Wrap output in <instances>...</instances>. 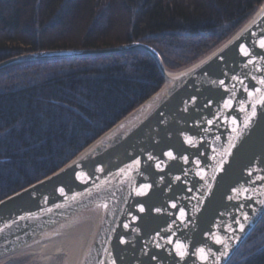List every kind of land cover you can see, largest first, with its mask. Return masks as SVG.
<instances>
[{
    "label": "water",
    "instance_id": "1",
    "mask_svg": "<svg viewBox=\"0 0 264 264\" xmlns=\"http://www.w3.org/2000/svg\"><path fill=\"white\" fill-rule=\"evenodd\" d=\"M261 39L264 0L230 36L177 70L167 69L158 52L141 42L0 61L2 69L139 49L163 79L64 165L0 200V262L85 225L76 264H226L264 214V180L256 179L264 176V105L257 104L252 123L242 127L251 116L249 101L264 94L258 83L264 79ZM241 45L249 56L241 54ZM245 87L262 91L249 97ZM230 98L232 106L225 108ZM177 241L184 245L183 258ZM201 248L207 261L200 259Z\"/></svg>",
    "mask_w": 264,
    "mask_h": 264
},
{
    "label": "trees",
    "instance_id": "2",
    "mask_svg": "<svg viewBox=\"0 0 264 264\" xmlns=\"http://www.w3.org/2000/svg\"><path fill=\"white\" fill-rule=\"evenodd\" d=\"M262 1L0 0V61L141 42L177 70L230 36ZM162 83L139 49L0 69V200L64 165ZM226 264H264V214Z\"/></svg>",
    "mask_w": 264,
    "mask_h": 264
},
{
    "label": "snow or ice",
    "instance_id": "3",
    "mask_svg": "<svg viewBox=\"0 0 264 264\" xmlns=\"http://www.w3.org/2000/svg\"><path fill=\"white\" fill-rule=\"evenodd\" d=\"M259 46H260L261 48H264V39H261V40H260V42H259ZM241 54H242L243 56H245V57L249 56V52L245 49V47H244L243 45H241ZM248 63H249V64H252V63H253V60L249 59V60H248ZM257 71H262V69H260V68L258 67V68H257ZM233 79H235V77H233ZM253 79H255V77H253ZM240 83L243 84V81H240ZM258 83H259L261 86H264V79L259 80ZM220 84L223 85V84H224V81H220ZM244 91L247 92V95H248L249 97H254L255 94H259V93H261L262 89L258 87V88H255L254 91H249L248 88L245 87V88H244ZM233 95H234V94H233ZM257 104H259V105H264V94H261V95H260V99H259V100H256L255 103H253L252 101H249V107L251 108V116H249V117L243 122V124H242V127H243V128H247V127H249L250 124L252 123V120H253V118L255 117V114H256V105H257ZM231 106H232V104H231V98H230L228 101L225 102L224 107H225V108H229V107H231ZM240 110H241V111H246V109H245L243 106H241ZM208 123H209V124H212L213 121H212V120H209ZM233 123H236L235 119H233ZM189 142H190V141H189ZM167 155H168L170 158H174V157H172V153H170V152L167 153ZM185 160H187V158H185ZM136 163L138 164L139 162L137 161ZM197 163H199V162L197 161ZM253 171H254V170H250V171H249L248 175H249L250 177L253 175ZM256 179H258V180H264V176H257ZM252 182L254 183L255 181H252ZM234 191H235V190H234ZM244 191H247V189H244ZM172 207H176V205L173 204ZM141 211H143V208H141ZM244 218H245V219H248V217H247L246 214H245V217H244ZM125 227H127V225H125ZM243 227H244V226L241 224V225H240V229L243 230ZM206 235H208V234H206ZM121 242L123 243V241H121ZM168 242H169V243H172L171 240H169ZM215 243H217V244H223V241L217 238V239H215ZM176 248H177V251H178V255H180L181 258H183L184 255H185V251H180L181 248H184V245L182 244V242L177 241V242H176ZM198 251L201 253L200 259H202V260H204V261H207V259H208V255H207V253L205 252V249L201 248V249H199ZM207 251H208V252H211V249H208Z\"/></svg>",
    "mask_w": 264,
    "mask_h": 264
},
{
    "label": "bare ground",
    "instance_id": "4",
    "mask_svg": "<svg viewBox=\"0 0 264 264\" xmlns=\"http://www.w3.org/2000/svg\"><path fill=\"white\" fill-rule=\"evenodd\" d=\"M127 52V51H124ZM108 55V54H107ZM88 227L85 225L74 228L69 233L46 243L37 248V252L43 254H53L63 252L66 255L68 264H76L80 255L81 247L86 238ZM36 250V249H35Z\"/></svg>",
    "mask_w": 264,
    "mask_h": 264
},
{
    "label": "rangeland",
    "instance_id": "5",
    "mask_svg": "<svg viewBox=\"0 0 264 264\" xmlns=\"http://www.w3.org/2000/svg\"><path fill=\"white\" fill-rule=\"evenodd\" d=\"M121 45V44H120ZM23 257H15L0 262V264H68L66 255L63 252L43 254L37 251L23 254Z\"/></svg>",
    "mask_w": 264,
    "mask_h": 264
}]
</instances>
